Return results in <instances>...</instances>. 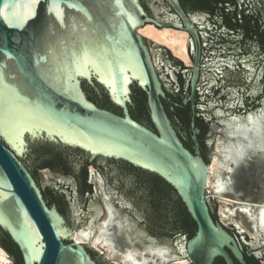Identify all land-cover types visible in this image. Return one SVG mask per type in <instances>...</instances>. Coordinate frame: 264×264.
<instances>
[{
    "label": "water",
    "instance_id": "water-1",
    "mask_svg": "<svg viewBox=\"0 0 264 264\" xmlns=\"http://www.w3.org/2000/svg\"><path fill=\"white\" fill-rule=\"evenodd\" d=\"M254 1L264 6V0ZM162 2L180 23L159 21ZM143 3L147 10L141 0H0V76L40 117L19 136L11 128L0 130V240L2 233L10 237L23 264H98L90 251L101 264H215L219 259L247 264L240 243L264 264V67L247 86L242 68L230 71L214 63L223 57L222 43L207 41L213 62L200 83L202 100L218 107L230 91L236 98L231 107L239 113L220 111L214 125H206L205 160L195 118L190 151L164 106L163 83L171 96L189 92L190 74L184 63H171L170 50L138 33L154 25L192 37L195 65L187 104L195 100L201 73L199 31L180 0ZM85 53L94 63L85 65ZM134 87L146 95L154 130L130 113V106L136 108ZM86 92L98 103L108 96L122 116L97 106ZM169 108L191 147L180 116ZM47 150L60 152L77 176L81 162L72 151L98 166L121 162L160 178L196 224L194 236L176 231L174 204L152 179L125 168H118V175L89 169L94 190L81 194L75 175H66L60 165L58 171L38 172L44 170L36 166ZM25 164L37 174L42 190ZM42 191L53 202L65 193L69 223L55 205H47ZM84 218L88 223L96 218V226L85 228ZM98 231L95 245L103 255L90 243ZM0 255L14 262L1 246Z\"/></svg>",
    "mask_w": 264,
    "mask_h": 264
},
{
    "label": "flooded vegetation",
    "instance_id": "flooded-vegetation-1",
    "mask_svg": "<svg viewBox=\"0 0 264 264\" xmlns=\"http://www.w3.org/2000/svg\"><path fill=\"white\" fill-rule=\"evenodd\" d=\"M141 1H142L144 8L146 9L143 3V0ZM206 1H207V4L211 7V9L204 8V7H197V8L186 7L183 1L180 0V4L183 10L187 14V16L190 18V20L195 24L197 30L199 31L201 44H202V52H201V59H200L201 73H200V78H199V82L197 86V93H196L194 102L189 101L187 104H184V101L190 100L192 96L190 83H191L192 74H193V67L195 65L194 43L190 35H189L190 45L188 48V55H189V59L192 65L191 66L186 65V73L190 74L189 92L184 91L183 93L179 95L171 96L167 94L165 85L162 81L165 92H166V96H167L166 100L164 101V106L172 121L174 128L176 129L179 137L181 138L182 142L184 143L186 147H187V143L185 142V139L180 135V132L178 131V128L176 127L174 120L170 116L169 107H172L175 110V112L180 116V119L182 120L184 124L185 134L189 135L191 143H192V135H193L191 125H192L193 118H195L196 126H197V121L202 119L204 123L206 121L205 125L212 127L215 122L213 121V118L214 117L216 118V113H220V111H222L224 112L225 115L226 113H231L232 116L234 114L239 113L238 111L234 110L231 107L232 103L235 101L236 98L232 96V93L230 91H228L225 102H223V105L218 106V107L211 106V104L208 103V100L205 102H203L202 100V96L199 90L200 83L204 75L208 73V70L206 67L207 64H209L210 62H213V61H209V56L212 53L211 51H209V49L206 46L207 41L208 40L210 42L217 41V42L222 43L223 47L218 48V49L220 53L219 55L223 57L214 63L216 65H220L221 69H228L230 71H232L234 68H242L244 79H245V84L247 86L251 85L252 79L256 80V78H258V76L260 75V73L257 72V69L264 67V16H263L264 6L261 3H256L254 0H206ZM162 3L164 4V10H163V13L161 14L162 18L158 17L159 21L165 24L180 23V19L177 17V15L164 2ZM189 9H198L199 12L192 14ZM214 48H217V47H214ZM169 57L171 59V63L174 66L182 67L183 63H185L181 59L175 57L173 53ZM175 59L178 62H175L174 61ZM154 61L156 65L155 57H154ZM156 68H157V65H156ZM157 71H158V68H157ZM158 74L160 76L159 71H158ZM241 92L244 94L246 93L243 91ZM133 94H134L133 96V102H134V98L137 96V94L134 91H133ZM99 96L103 97L102 92H101V95ZM88 97H89V94H88ZM262 101H264V99ZM261 102L257 103V105H260ZM201 105L203 106L204 109L201 108L202 107ZM216 108H219V110H216ZM133 109H134V105L130 106V113L132 117H133ZM118 111H121V110L118 109ZM118 111L117 112L112 111V112L122 116V113L120 114ZM248 111H251V108L246 110V113L244 114H247ZM208 119H212V120L208 121ZM188 121H190L189 125H188ZM210 121L212 122V124H209ZM202 136H203V133L201 132L200 135L198 136L200 144L202 143L206 146V144L204 143L202 139ZM201 149H202V155L204 157V150L202 146H201ZM76 153H78V155ZM72 154H73L72 156L78 157V160L81 162V171L79 175L80 177L74 174L72 169L70 168L71 170L70 174L75 175V179H77L79 183L81 194L89 195L94 190L93 189L94 175L93 174L91 175L89 171L90 167H95L101 172L111 171V172H114L116 175H118V168L119 169L125 168L126 170L134 171L137 176L145 175L144 172L134 169L133 167L127 164L121 163V162L109 161L108 164L106 165L102 164L98 166V161L90 163V160L88 159V157H86L79 151H72ZM204 159L206 160L205 157ZM64 163H65V159H64ZM25 165L29 169L32 176L34 177L37 184L42 190L41 182L38 176L35 177L33 174L35 172L27 164ZM66 175H69V174H66ZM116 186L120 188L122 184L118 183V185L116 184ZM65 188H69L68 185H65ZM124 189H126V187ZM42 193H43V196H44V199L47 205L49 207H52L55 205L58 211L60 212V214L65 218L67 223H69L68 216L65 210V205L67 203L65 196H64L65 193L62 192L63 196L57 197L55 202H53L49 198L48 194L45 191H42ZM104 196H106V194H104ZM117 206L118 208H122L123 205L117 204ZM95 213H97V211ZM87 220L89 219L84 218V222L82 223V225H86L84 226L85 228L88 227L89 225H92L94 227L96 226V221H95L96 218H94V220L90 223L86 222ZM240 245L242 247L245 260H246V256L254 257L255 260H257L255 255L250 254L251 252H247L244 249V246L242 243H240ZM90 253L92 257L98 262V264H101L97 260L95 255L92 253V251H90ZM235 263L238 264L236 261ZM246 263L248 264L247 260H246Z\"/></svg>",
    "mask_w": 264,
    "mask_h": 264
},
{
    "label": "trees",
    "instance_id": "trees-1",
    "mask_svg": "<svg viewBox=\"0 0 264 264\" xmlns=\"http://www.w3.org/2000/svg\"><path fill=\"white\" fill-rule=\"evenodd\" d=\"M182 1L186 7H191V8L204 7V8L211 9V7L207 4L206 0H182ZM133 89H134V92L137 94V96L134 98V102L136 104V108L133 109L134 119L138 120V121L140 120L141 123H143L144 125H146V126H148L154 130V128L150 122V118H149V114H148L146 95L141 90H139L137 87H134ZM89 98H90V100L96 102L91 95H89ZM96 103L101 108L111 110V111H116V112L118 111V109H115L113 107V105L110 103L108 96H107V100L105 102H103V103L96 102ZM118 112L120 114L122 113L121 111H118ZM144 116H146V118H147L146 120H145ZM170 116H171V114H170ZM189 123H190V121H188V125H189ZM197 128L200 129L202 133L205 132L206 125L202 119L197 121ZM201 146L203 147V150H205L206 146L202 143H201ZM187 147L191 151H193V149H194L193 144L191 147L187 144ZM47 152H48V155H46V151L44 152V155H46V156H44L43 161H41L39 164H37V166H36L37 169L51 168L54 171H58L59 168H57V166L60 165L62 172H64L65 174L71 173L70 168L67 166L66 163H64V158L62 157L60 152H55L54 150H47ZM204 157L206 158L205 153H204ZM33 174L35 177H37L36 173H33ZM144 174H145L144 176L152 179L155 182L156 190H158L161 194H168L171 202L174 204L175 219H176V227H175L176 231H179L181 233L184 232L192 238L195 234L196 224L193 222V220L189 216V214H188L185 206L181 202L180 198L177 197L176 192L169 185H167L164 181H162L160 178H158L154 175L147 174V173H144ZM212 216H213L214 220L217 221V219L213 213H212ZM2 234L4 235V240L3 239L0 240V246L3 247L10 254V256L13 258L15 264H23L22 256H21V253H20L18 247L12 242V240L10 239V237L7 234H4V233H2ZM246 260H247L248 264H258L254 257L246 256ZM215 264H225V263L222 259H219Z\"/></svg>",
    "mask_w": 264,
    "mask_h": 264
},
{
    "label": "snow or ice",
    "instance_id": "snow-or-ice-1",
    "mask_svg": "<svg viewBox=\"0 0 264 264\" xmlns=\"http://www.w3.org/2000/svg\"><path fill=\"white\" fill-rule=\"evenodd\" d=\"M33 3H39V0H33ZM31 15V8L28 9ZM21 18V17H17ZM57 18L62 19L57 12ZM83 61L85 65L94 63L89 60L88 53L84 54ZM79 68L81 61H76ZM40 119V117L30 108L22 104L13 92L8 90L0 76V130L11 128L13 133L19 136L23 131L28 130L29 125Z\"/></svg>",
    "mask_w": 264,
    "mask_h": 264
},
{
    "label": "bare ground",
    "instance_id": "bare-ground-1",
    "mask_svg": "<svg viewBox=\"0 0 264 264\" xmlns=\"http://www.w3.org/2000/svg\"><path fill=\"white\" fill-rule=\"evenodd\" d=\"M138 33L161 45L168 48L175 57L181 59L185 62L187 66H191L189 55H188V42H189V34L185 31H179L171 28L158 29L154 25H146L139 29ZM93 173L94 169H93ZM99 231L97 232L92 245L96 247L95 241L98 238ZM12 261L4 256L0 255V264H11Z\"/></svg>",
    "mask_w": 264,
    "mask_h": 264
},
{
    "label": "rangeland",
    "instance_id": "rangeland-1",
    "mask_svg": "<svg viewBox=\"0 0 264 264\" xmlns=\"http://www.w3.org/2000/svg\"><path fill=\"white\" fill-rule=\"evenodd\" d=\"M164 47V46H163ZM166 48V47H165ZM166 49H168V48H166ZM169 50V49H168ZM184 66H185V68H186V64L184 63ZM91 171H93V169H94V172L96 173V172H98V170L97 169H95L94 167H90L89 168ZM49 170V168H47V169H44V170H38V172L39 173H44V172H47ZM91 245H92V243H91ZM92 247L93 248H95L93 245H92ZM101 255H103V252L101 251V250H99L98 248H95ZM11 264H15L13 261H12V263Z\"/></svg>",
    "mask_w": 264,
    "mask_h": 264
}]
</instances>
